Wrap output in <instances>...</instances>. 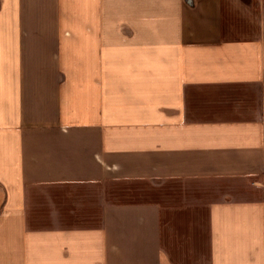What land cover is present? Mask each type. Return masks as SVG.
<instances>
[{
	"label": "crops",
	"instance_id": "1",
	"mask_svg": "<svg viewBox=\"0 0 264 264\" xmlns=\"http://www.w3.org/2000/svg\"><path fill=\"white\" fill-rule=\"evenodd\" d=\"M0 264H264V0H0Z\"/></svg>",
	"mask_w": 264,
	"mask_h": 264
}]
</instances>
